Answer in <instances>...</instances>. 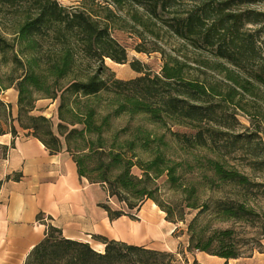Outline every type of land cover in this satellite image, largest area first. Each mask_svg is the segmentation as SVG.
I'll list each match as a JSON object with an SVG mask.
<instances>
[{
  "label": "trees",
  "instance_id": "trees-1",
  "mask_svg": "<svg viewBox=\"0 0 264 264\" xmlns=\"http://www.w3.org/2000/svg\"><path fill=\"white\" fill-rule=\"evenodd\" d=\"M77 1L78 6L67 8L57 0H0V17L14 35L11 43L0 32V58L11 65L0 91L16 88L21 128L50 153L64 149L80 177L103 187L118 204V208L102 204L111 220L122 215L134 218L130 212L149 199L165 213L166 221L185 223L188 251L225 259L242 257L231 227L211 228L203 220L209 214L219 222L250 218L254 210L245 196L255 190L264 198V180L254 181L224 158L208 156L204 129L192 136L170 133L184 149V155L178 157L169 150L165 134L151 133L140 125L115 129L111 119L139 115L158 123L165 116L174 123L200 128L201 122L213 121L217 112L209 104L210 97L224 94L232 101L238 88L252 93L254 86H264V62L257 43L264 28V11L243 9L264 0ZM186 1L192 6L179 9ZM123 21L152 35L148 22H158L176 39L210 51L221 60L212 68L226 82L211 83L184 55L161 49H152L161 53L159 73H150L137 60L128 61L125 47L112 35L114 23ZM249 24L258 28L251 29ZM7 51L12 52L10 58ZM104 58L128 62L139 75L128 80L105 77ZM33 92L59 99L55 132L43 115H29L30 124L21 123L22 113L33 104ZM1 120L8 129H0V135H14L10 105L0 99ZM238 142L233 139L228 147L236 149ZM246 144L249 168L262 171L264 143L249 135ZM226 187L235 197L210 194L222 193ZM177 230L175 227L172 234ZM97 238L104 243L103 252L86 242L66 239L60 229L47 225L44 238L31 249L24 264H172L175 259L171 252ZM192 264L198 263L194 260Z\"/></svg>",
  "mask_w": 264,
  "mask_h": 264
},
{
  "label": "crops",
  "instance_id": "crops-1",
  "mask_svg": "<svg viewBox=\"0 0 264 264\" xmlns=\"http://www.w3.org/2000/svg\"><path fill=\"white\" fill-rule=\"evenodd\" d=\"M0 135V264H24L31 249L45 236L47 225L66 239L88 243L103 252L98 236L175 254L172 264H264L263 250L247 257L225 259L202 251H188L187 237L173 235L153 202L110 219L102 204L114 205L102 186L77 173L71 155L50 153L27 129ZM23 132V134L21 133ZM116 203V202H115ZM117 204V203H116ZM154 206V207H152Z\"/></svg>",
  "mask_w": 264,
  "mask_h": 264
},
{
  "label": "rangeland",
  "instance_id": "rangeland-1",
  "mask_svg": "<svg viewBox=\"0 0 264 264\" xmlns=\"http://www.w3.org/2000/svg\"><path fill=\"white\" fill-rule=\"evenodd\" d=\"M59 4L67 8L78 6L77 0H57ZM98 1V0H95ZM102 4V2L100 3ZM192 5L190 2H182L179 4V9H189ZM245 6V5H244ZM245 8L256 9L258 11H264V1L255 4H250ZM121 14V12H118ZM149 23V28H151L155 34L147 33L144 29L137 28L136 26L131 27L130 22H120L114 23V29L112 35L118 41L120 45L125 47L126 55L128 61L137 60L146 68L150 73H159L160 67L162 65L161 53L159 50L153 51L152 49H161L163 52L181 56L184 55L186 61L197 67L200 71H203L205 77L212 83L215 81L226 82L222 78V74L217 72L212 68L214 63L221 61L213 57V55L208 50L197 49L190 46L188 43H184L181 40L176 39L171 36L169 32L159 26L158 22L152 25ZM249 28L256 29L258 26L250 25ZM0 32L5 35L6 39L11 43H14V35L10 33L8 22L6 23L4 19L0 17ZM258 45L261 49L260 60L264 62V28H261L258 37ZM15 49L17 46L15 45ZM138 49H145L144 51H137ZM12 55L11 51L6 52V57L10 58ZM205 61V65L198 64L197 60ZM106 71L104 73L105 77H114L121 80H128L139 75V73L132 70L129 63H116L109 58H104L103 60ZM224 63V62H223ZM225 64V63H224ZM225 66L231 68L229 64ZM11 69L10 62L6 63L0 58V86L7 83V75ZM201 75V74H199ZM224 91V90H223ZM238 93L230 101L224 94L213 96L209 98V104L216 108V114L214 115L213 121L201 122V127H194L191 125L177 124L163 116V120L158 123H151L146 118L135 115L131 118L126 116L114 117L111 119V125L115 129H120L123 127H133L135 125H140L146 128L151 133L165 134V139L168 141L169 150L171 153H176L178 157L184 155V149L180 143L176 142L171 136V132L185 133L192 136L196 130L204 129V135L207 137L209 149L208 156L224 158L230 166H233L238 171L247 174L254 181L264 180V169L262 171L253 172L248 166V153L245 151L247 149L246 139L247 136L251 135L254 137L255 141L264 143V86L256 85L252 88V93H247L242 89L238 88ZM17 96L18 92L15 87H9L7 89H1L0 99L9 103L10 105V115L12 120V125L14 128H20V123L17 121L18 106H17ZM32 97L34 98L33 104L30 110L23 112L21 115V123L23 125L30 124L29 115H43L47 117L51 124L52 130L56 131V124L58 122L57 118V106L59 104V99L46 98L41 92H33ZM73 96H69L70 101H72ZM27 101V99H26ZM0 129L7 130L8 124L3 120L0 121ZM16 130V129H15ZM23 134V132H21ZM12 135V134H11ZM233 139L239 140L236 149H230L228 147L229 143ZM243 147V148H242ZM196 151V150H194ZM230 151V152H228ZM3 147H0V157L5 154ZM219 153H223L225 156H219ZM136 172V169H134ZM190 175V174H187ZM165 190V189H164ZM162 190L163 192H165ZM209 194L208 192H206ZM211 195L223 196L232 198L235 197L234 191L229 187H226L224 192L217 193L210 192ZM246 204L251 206L254 210L250 218L242 220H230L225 222L217 221L216 217L212 214L206 216L203 220V224L210 226L211 228H224L231 227L234 230L235 243L240 247L242 257L250 256L253 253L261 252L263 250V240H264V198L263 193H259L255 190L249 191L246 194ZM152 203L151 200L146 199L142 204ZM112 208H118V204H109ZM156 205V204H155ZM157 206V205H156ZM154 207V206H152ZM153 209L159 210L160 208L154 207ZM134 211V209L132 210ZM194 212L187 214L185 219L189 221L193 216ZM177 227L175 233L179 236L187 237L185 233V223L173 224Z\"/></svg>",
  "mask_w": 264,
  "mask_h": 264
}]
</instances>
